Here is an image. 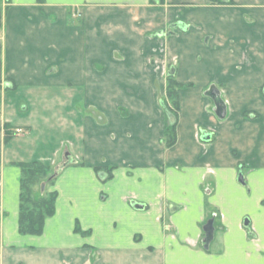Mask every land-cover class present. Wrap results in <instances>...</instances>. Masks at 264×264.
Segmentation results:
<instances>
[{
  "label": "crops",
  "instance_id": "crops-1",
  "mask_svg": "<svg viewBox=\"0 0 264 264\" xmlns=\"http://www.w3.org/2000/svg\"><path fill=\"white\" fill-rule=\"evenodd\" d=\"M187 1L196 0L7 5L0 264H264V0H200L211 13L185 17L175 10ZM70 14L81 21L70 24ZM95 32L96 76L85 75V36ZM65 67L74 74L62 78ZM171 78L180 110L167 147ZM214 86L225 119L207 95ZM245 99L259 105L236 103ZM5 124L18 132L8 144ZM33 161L64 166L50 186L55 215L41 236H22L15 165Z\"/></svg>",
  "mask_w": 264,
  "mask_h": 264
},
{
  "label": "trees",
  "instance_id": "trees-1",
  "mask_svg": "<svg viewBox=\"0 0 264 264\" xmlns=\"http://www.w3.org/2000/svg\"><path fill=\"white\" fill-rule=\"evenodd\" d=\"M45 0H38L39 4H44ZM152 4L164 5L165 0H150ZM215 2V0H212ZM1 22V21H0ZM180 84L172 78L168 85V99L165 102V109L168 114V126L166 128V145L172 147L177 141L176 127L180 110V99L178 89ZM1 114V98H0ZM14 128L10 124H5V143L8 144L16 136ZM21 171L20 180V211H19V233L22 236H41L44 233L46 220L56 213V201L58 193L52 192L49 197L40 199L34 197V188L52 173L53 168L41 162H21L16 164ZM98 172H106V180L113 176V168H97ZM215 229V228H214ZM76 231L80 232L79 227Z\"/></svg>",
  "mask_w": 264,
  "mask_h": 264
},
{
  "label": "rangeland",
  "instance_id": "rangeland-1",
  "mask_svg": "<svg viewBox=\"0 0 264 264\" xmlns=\"http://www.w3.org/2000/svg\"><path fill=\"white\" fill-rule=\"evenodd\" d=\"M11 1L12 0H3V1L0 0V21L2 18L3 11L7 9V5ZM191 2L192 1L183 2V4L176 7L175 11L177 13H180L181 15H184L185 17L191 16V15L193 16V15H197V14L211 13V11H208V9L206 7L207 5L204 4L203 2H201L200 0L194 1V4ZM247 4L248 3L243 2L242 0L239 1L240 6H244ZM3 6H4V9H3ZM70 16H71L69 19L70 24H73L72 22L75 23L76 20H80L79 18L81 17L80 15L78 16L75 14H70ZM202 27H203V25H202ZM92 42H94V44H96V32L94 33V35L87 34L85 36L86 52L83 53L82 60L88 64L90 61L91 62L94 61V64H92V66H88V64L86 65L85 75H89L91 73L90 75L96 76V74H94V73H96V49L93 51L90 47H88L89 44L93 45V44H91ZM73 52H75V51L68 53V59L71 58ZM81 54L82 53L79 52L77 57H79ZM57 57H59V55H53L52 58L55 61V59H57ZM66 58L67 57H64L63 59H66ZM62 72L63 73L60 76H62V78H64L66 76L70 77L72 74H74L75 70L65 67ZM25 91H28V90H24V92ZM87 103H89V102H87ZM87 103L85 106L86 119H89V120L91 119L92 121H94L96 123V110H95L96 108L94 109L92 105L87 104ZM236 103L241 105V106H246V107H250L251 105H255V106L259 105L258 101H255L253 99H245V100H241V102L238 100V101H236ZM62 166H64L63 163H60V164L54 166L52 173L48 174L46 179H44V181H42V183H39L34 188V197L36 199H40V198H43L45 196L49 197L51 195L52 192H50V186L54 182V180L58 176V174L60 173V170L63 168ZM209 214L213 215V214H216V212H214V210H210Z\"/></svg>",
  "mask_w": 264,
  "mask_h": 264
},
{
  "label": "water",
  "instance_id": "water-1",
  "mask_svg": "<svg viewBox=\"0 0 264 264\" xmlns=\"http://www.w3.org/2000/svg\"><path fill=\"white\" fill-rule=\"evenodd\" d=\"M207 95L213 100L215 106H216V115L220 119H225L227 116V105L225 101L223 100L221 93L218 88L211 87L210 91H208ZM211 139L210 134H206L203 136L204 141H209ZM240 180L243 181V176L240 175ZM214 226L212 222H209L208 225L205 226L204 232L206 233V236L204 238V244L205 247L208 249L209 245L211 244L213 238H214Z\"/></svg>",
  "mask_w": 264,
  "mask_h": 264
}]
</instances>
